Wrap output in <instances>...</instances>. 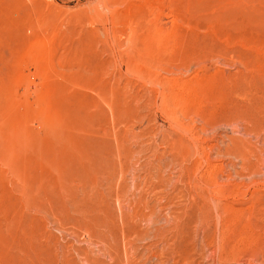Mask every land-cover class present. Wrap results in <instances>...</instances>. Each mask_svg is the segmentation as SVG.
<instances>
[{
    "label": "rangeland",
    "instance_id": "374dc122",
    "mask_svg": "<svg viewBox=\"0 0 264 264\" xmlns=\"http://www.w3.org/2000/svg\"><path fill=\"white\" fill-rule=\"evenodd\" d=\"M262 100L264 0H0V264H264Z\"/></svg>",
    "mask_w": 264,
    "mask_h": 264
},
{
    "label": "bare ground",
    "instance_id": "6f19581e",
    "mask_svg": "<svg viewBox=\"0 0 264 264\" xmlns=\"http://www.w3.org/2000/svg\"><path fill=\"white\" fill-rule=\"evenodd\" d=\"M246 101V100H245ZM248 103V102H247ZM257 103H259V102H257ZM261 103V102H260ZM262 105L261 106H259L260 108H254L253 107V113L251 114V119H252V122H254V127L255 128H260V129H264V100H262V103H261ZM242 113H243V111H242ZM247 118H249V116L247 117ZM230 121V120H229ZM241 121V120H240ZM243 122V121H242ZM233 123V122H232ZM236 124V123H235ZM239 124V126H241L240 125V123H238ZM245 126V125H244ZM251 126V125H250ZM258 126V127H257ZM222 127V126H221ZM224 127V126H223ZM216 128H218V127H216ZM231 129V128H230ZM263 132V131H262ZM210 135V134H209ZM250 136V135H249ZM254 136V135H253ZM252 137V136H251ZM254 138V137H253ZM261 138L264 140V135H262L261 136ZM245 139V138H244ZM261 140V139H260ZM262 141V140H261ZM260 142V141H259ZM230 143H232L231 141H230ZM223 144V143H222ZM227 144V143H226ZM242 144V143H241ZM260 144V143H259ZM261 145V144H260ZM233 148V147H232ZM222 158V157H221ZM247 170V169H246ZM212 174V173H211ZM260 175V174H259ZM253 176V175H252ZM207 178V177H206ZM217 178V177H216ZM172 179V178H171ZM229 179V178H228ZM253 179V178H252ZM215 180V179H214ZM205 182V181H204ZM170 184V183H169ZM207 184V183H206ZM215 185V184H214ZM248 189V188H247Z\"/></svg>",
    "mask_w": 264,
    "mask_h": 264
}]
</instances>
